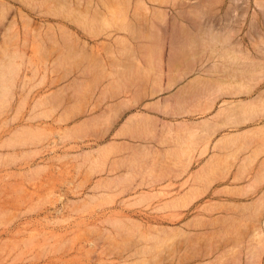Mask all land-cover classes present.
Returning <instances> with one entry per match:
<instances>
[{"label":"rangeland","instance_id":"rangeland-1","mask_svg":"<svg viewBox=\"0 0 264 264\" xmlns=\"http://www.w3.org/2000/svg\"><path fill=\"white\" fill-rule=\"evenodd\" d=\"M0 5V264H264V0Z\"/></svg>","mask_w":264,"mask_h":264},{"label":"bare ground","instance_id":"bare-ground-1","mask_svg":"<svg viewBox=\"0 0 264 264\" xmlns=\"http://www.w3.org/2000/svg\"><path fill=\"white\" fill-rule=\"evenodd\" d=\"M0 6H2L1 8H0V10L2 9L3 11H0V13L2 12L3 14H4V12H5V6L4 5H0ZM88 11V10H87ZM1 13V14H2ZM0 14V15H1ZM89 25V24H88ZM88 25H87V27H88ZM84 30H85V32H87V33H89L91 30H88V28H85V26H84ZM36 38V37H35ZM70 43H71V41H70ZM5 57H6V54L4 55ZM3 56V57H4ZM5 61H1V63H2V65L0 64V93H3L4 94V92L5 91H7V86H5L6 84H5V82H6V80H5V77H6V73H5V66H4V63ZM225 109V107L224 106H222L221 107V110H224ZM226 138V137H225ZM214 163H215V161H214V159L212 160V158L211 159H209V160H207V162H206V164L204 165V167H203V169H202V172H203V174L202 175H198V177H197V179H200L202 176H206L207 174H208V172L209 171H211L212 169H213V166H214ZM189 196H187V198H188ZM186 198V197H185ZM61 211H59V213H60Z\"/></svg>","mask_w":264,"mask_h":264}]
</instances>
